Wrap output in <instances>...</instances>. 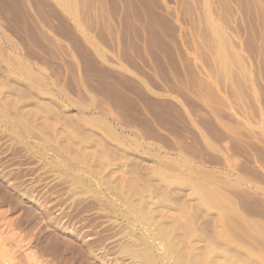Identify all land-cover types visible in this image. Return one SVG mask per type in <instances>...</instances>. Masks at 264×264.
Listing matches in <instances>:
<instances>
[{
    "label": "rangeland",
    "instance_id": "rangeland-1",
    "mask_svg": "<svg viewBox=\"0 0 264 264\" xmlns=\"http://www.w3.org/2000/svg\"><path fill=\"white\" fill-rule=\"evenodd\" d=\"M262 231L264 0H0V264H264Z\"/></svg>",
    "mask_w": 264,
    "mask_h": 264
},
{
    "label": "bare ground",
    "instance_id": "bare-ground-1",
    "mask_svg": "<svg viewBox=\"0 0 264 264\" xmlns=\"http://www.w3.org/2000/svg\"><path fill=\"white\" fill-rule=\"evenodd\" d=\"M220 38H221V37H220ZM220 38H219V39H220ZM220 41H221V40H220ZM217 49H218V48H217ZM220 49H221V48H220ZM220 49H219V51L221 52ZM218 53H219V52H218ZM222 53H223V51H222ZM222 53H221V54H222ZM220 56H221V55H220ZM223 56H224V55H223ZM199 189H200V188H199ZM208 191H209V188H208ZM208 191H206V192H208ZM210 191H211V190H210ZM202 192H203V191H202ZM211 192H213V191H211ZM204 193H205V192H203V194H204ZM206 194H207V193H206ZM206 194H205V196L208 197ZM212 195H213V194H212ZM216 195H217V194H216ZM226 195H227V194H226ZM226 195H224V196L226 197ZM209 196H210V195H209ZM206 197H203V198L206 199ZM211 197H212V196H211ZM213 197H214V195H213ZM220 197H221V196H220ZM222 197H223V196H222ZM218 198H219V197H218ZM223 198H224V197H223ZM207 199H208V198H207ZM209 199H210V197H209ZM211 199H214V198H211ZM215 199H216V197H215ZM226 199H227V197H226ZM226 199H225V200H226ZM222 201H223V200H222ZM215 202H216V201H215ZM217 202H218V201H217ZM231 202H232V201H231ZM228 203H229V202H228ZM215 204H217V203H215ZM218 204H219V203H218ZM223 205H224V204H223ZM138 206H139V204H138ZM225 206H226V205H225ZM219 207H221V206H219ZM219 207H218V208H219ZM222 207H223V206H222ZM138 208H139V207H138ZM145 208H146V207H145ZM224 208H225V207H224ZM227 208H229V207H227ZM235 208H236V207H235ZM236 210H237V209H236ZM227 211H228V209H227ZM225 213H226V212H225ZM227 216H228V215H227ZM232 217H233V216H232ZM232 219H233V218H232ZM229 220H231V219H229ZM234 220H235V219H234ZM240 220H241V219H240ZM226 221H227V220H226ZM226 221H225V222H226ZM232 221H233V220H232ZM237 221H238V219H237ZM242 221H243V220H242ZM226 223H227V222H226ZM228 223H229V222H228ZM233 223H234V222H233ZM241 223H242V222H241ZM244 223H245V221H244ZM221 224L223 225V223H221ZM229 224H230V223H229ZM222 225H220V226L222 227ZM224 225H225V224H224ZM226 225H227L226 228L229 227L228 224H226ZM240 226H241V225H240ZM249 226H250V225H248V227H249ZM237 227H239V226L237 225ZM237 227H236V228H237ZM242 227H245V228H246L247 226H244V225H243ZM224 228H225V227H224ZM231 228H232V227H231ZM240 228H241V227H240ZM227 229H228V228H227ZM227 229H225V230H227ZM241 229H243V228H241ZM228 230H229V229H228ZM234 230H235V229H234ZM237 230H238V229H237ZM232 231H233V229H232ZM232 231H231V232H232ZM223 232H224V230H223ZM231 232H230V233H231ZM262 232H264V231H262ZM225 233H229V232H225ZM250 234H251V233H250ZM219 235H220V234H219ZM221 235H222V234H221ZM227 236H228V235H227ZM223 237H225V236H223ZM226 240H227V239H226ZM213 247H214V246H213ZM217 248H218V247H217ZM214 249H215V248H214ZM187 252H188V251H187ZM211 252H212V251H211ZM211 252H210V253H211ZM261 256H262V255H261ZM259 257H260V256H259ZM184 258H185V256H184ZM197 258H198V257H197ZM197 258H196V259H197ZM260 258H262V257H260ZM192 259H194V258H192ZM199 259H201V258H199ZM262 259H264V256H263ZM190 260H191V259H190ZM179 262H183V263H184L185 261H182V260H181V261H179ZM179 262H178V263H179ZM200 262H201V260H200ZM200 262H199V263H200ZM203 262H204V261H203ZM203 262H202V263H203ZM260 262H261V261H260ZM262 262H263V261H262ZM194 263H195V261H194ZM194 263H192V264H194ZM263 263H264V262H263Z\"/></svg>",
    "mask_w": 264,
    "mask_h": 264
}]
</instances>
